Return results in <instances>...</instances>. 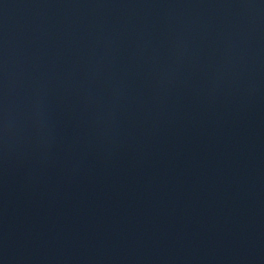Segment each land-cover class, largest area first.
I'll list each match as a JSON object with an SVG mask.
<instances>
[{
	"label": "water",
	"instance_id": "1",
	"mask_svg": "<svg viewBox=\"0 0 264 264\" xmlns=\"http://www.w3.org/2000/svg\"><path fill=\"white\" fill-rule=\"evenodd\" d=\"M0 264H264V0H0Z\"/></svg>",
	"mask_w": 264,
	"mask_h": 264
}]
</instances>
